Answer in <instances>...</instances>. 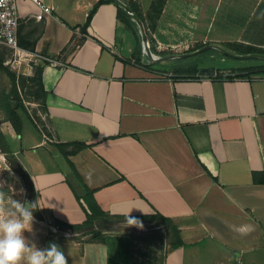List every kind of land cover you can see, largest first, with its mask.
Returning <instances> with one entry per match:
<instances>
[{
	"label": "crops",
	"instance_id": "1",
	"mask_svg": "<svg viewBox=\"0 0 264 264\" xmlns=\"http://www.w3.org/2000/svg\"><path fill=\"white\" fill-rule=\"evenodd\" d=\"M41 1L54 10L37 19L38 3L18 0V35L24 48L59 62L38 64L47 130L23 126L18 134L11 125L0 148L9 145L30 173L43 213L83 222L89 187L111 214L161 212L177 223L184 244L169 250L164 264H259L264 182H255L254 172L264 171V72L228 79L199 69L263 63L162 68L156 62L168 59H156L166 55L150 47V57L142 41L140 49L139 26L119 16L117 0L100 4L86 31L81 26L99 0ZM135 1L148 13L152 0ZM152 34L156 51L209 43L238 53L245 52L235 43L264 48V0H167ZM75 141L87 146L66 155L64 148L75 146L61 144ZM154 224L166 242L164 225ZM56 234L42 248L58 244L68 264H152L137 250L141 234L154 238L143 227L106 230L104 242H82L70 228L64 239Z\"/></svg>",
	"mask_w": 264,
	"mask_h": 264
},
{
	"label": "trees",
	"instance_id": "2",
	"mask_svg": "<svg viewBox=\"0 0 264 264\" xmlns=\"http://www.w3.org/2000/svg\"><path fill=\"white\" fill-rule=\"evenodd\" d=\"M108 1H115V0H99L93 6V8L88 13L85 23L81 26L83 30L85 31L87 30V27L91 23L93 14L95 13L98 6L102 4L103 2H108ZM166 2L167 0H152V3L150 5L147 15L143 13L140 7V4L137 1L129 0L128 2L131 8L143 20L147 28L149 39L152 38L150 30L154 31L156 29L158 20L160 18V15L163 11V8ZM118 6H119V16L129 25L130 28H132L131 16L128 14V12L124 9L122 5L118 4ZM139 45L141 49V37L139 39ZM200 46L201 45L196 46L194 49L199 48ZM234 46L236 49L241 50V52H245V53L247 52L264 53V48L257 47L254 45H248L244 43H235ZM33 49H34V46H33ZM191 68L188 67L186 68V70H193L194 72L198 70L196 66L191 67ZM0 70L6 73L12 82L11 90L8 92L4 90L1 94L0 112L6 115V119L12 122L16 132L20 134L23 130V118L19 110L23 109L26 112V114H29L24 104V99L22 98L21 93H20V89H19L20 85L23 88L28 86L30 88L28 92L31 95H33V98H35L36 101L40 102L41 106L44 109L46 108L47 90L45 89V86L42 80L43 66L38 65L33 75L17 74L16 71L10 69L9 66L4 63V52H2L0 49ZM199 70H200L199 73L206 74L213 78L232 79L235 77H249L252 74L263 73L264 63L260 65L240 68L238 70L230 69L229 71H225L222 69H215L214 67H207V68H202ZM191 77H194V76H191ZM32 122L37 127L36 123L33 120ZM71 143L75 146V148H73L72 150H67L64 148L66 155L75 153L78 150L87 146L85 142H81V141L62 143L61 146L66 147ZM2 152H4L7 155V157L12 161L14 168L18 170L24 177L28 199L32 202V204L33 203L36 204V208L34 209L33 212L39 218L43 219V215L38 209L39 208V204L37 200L38 194L34 186V183L32 181L30 173L23 167L22 163L19 161L17 156L12 152L9 145H6V144L3 145ZM262 174L264 175V171L254 172L255 182H264V176H262ZM78 198L79 200H81L82 197L78 196ZM83 198H84L83 199L84 202H86V205L84 202H81L86 211V219L83 222L70 223L60 218L54 217L51 223V227H54L56 230H65V229L70 228L74 232H79V235H76L75 238H77L78 240H81L82 242H104L106 230L118 229V228H121L122 226H126L127 215L111 214L110 212H107L106 210H104L101 207V205L97 202L94 196L93 189L88 187L87 193L84 195ZM130 217H135L138 220L140 218H143L144 220L154 221L157 223V225L163 224L164 230H167V234H169V237L171 236V239L169 238L170 241L167 242L169 243L171 249L177 248L178 246L184 244V240L181 236V231L179 229V226L171 217L165 216L161 212H156L155 214L130 215ZM133 228L135 229V227ZM164 235L165 234L162 232L154 233L153 237L154 238L160 237L161 239H163L166 237V235L165 236ZM151 237L152 236L150 235H143V234L139 236V238L142 240H147L148 238H151ZM148 257L150 258V256ZM165 257L166 255L164 256V258H162L163 261ZM153 259L155 258L151 256V260H152L151 263L156 264ZM143 260L147 261L145 259ZM137 262L138 261H135L134 264H140L139 262L138 263Z\"/></svg>",
	"mask_w": 264,
	"mask_h": 264
},
{
	"label": "rangeland",
	"instance_id": "3",
	"mask_svg": "<svg viewBox=\"0 0 264 264\" xmlns=\"http://www.w3.org/2000/svg\"><path fill=\"white\" fill-rule=\"evenodd\" d=\"M145 5L148 4V2L144 1ZM147 15V13L145 14ZM147 30V28H146ZM151 33V39H149V45L153 52L161 55H171V54H179V53H187L191 52L190 50H177L178 48H166L164 46V49L162 51H156L158 49V46L160 45L154 35ZM139 35L140 30H139ZM163 47V46H162ZM0 49L2 52H4V63L6 64V61L11 56V53L9 49L5 47H1ZM157 54H154L153 56H157ZM177 59H168L163 62H156V65L166 68V69H173L180 66V63H185V66H188L189 68L194 67L196 65H206V66H218V67H233V66H243L246 64H260L264 63V59L262 58H235L229 55H226L222 53L220 50L211 48L202 52H198L196 54L192 55H185L176 57ZM226 60L224 61L223 60ZM10 68V66H9ZM12 69V68H10ZM192 69V68H191ZM15 71V70H14ZM12 87V82L9 78V76L0 70V97L2 92L5 90L6 92L10 91ZM20 93L22 98L24 99V104L29 112V114H26V112L23 109H20L19 111L22 114L23 118V126L25 132H35L37 133V129L32 122V120L36 123L37 127H41L44 130H47V117L45 109L41 106L40 102L36 101L35 98H33V95H31L29 91V87H22L20 85ZM13 126L12 122L10 120L6 119V115L4 113L0 112V136L3 133V129H8V127ZM19 141V140H18ZM16 144V143H14ZM2 148V147H1ZM0 180L5 181L3 187L0 188V191H3L5 194V204H4V210L6 213H16V209L12 206L11 201L17 200V201H23L26 206H30L32 202L28 199L26 187H25V180L22 174L16 170L12 164V161L7 157V155L0 150ZM29 201V204H28ZM39 211L43 215V219L39 218L35 213L33 212L34 216V222L31 226L30 231H26L24 233L26 239L30 243H34L38 248L43 247V242L46 238L51 237L53 234L60 235V238H65L66 235L65 230H56L53 227H51V223L53 220H50L46 215L44 214L42 209L39 207ZM18 214V213H16ZM160 227V226H159ZM154 222L151 221L143 224L144 230H146L148 233H159V231H155V229H159ZM148 229V230H147ZM56 234V235H57ZM168 237V235H167ZM171 239V236L168 237ZM165 240V238H163ZM159 238H148L146 241L142 240L141 243H138L139 248L137 250L139 251V254H144V258L147 259V261H152L150 258L153 256V259L156 264H163L164 256L171 250L169 243L170 239H167L166 242L164 240ZM150 256V258H148ZM259 264H264V257H261L258 259ZM69 264H72L69 262ZM241 264V263H240ZM243 264H247L244 263Z\"/></svg>",
	"mask_w": 264,
	"mask_h": 264
},
{
	"label": "clouds",
	"instance_id": "4",
	"mask_svg": "<svg viewBox=\"0 0 264 264\" xmlns=\"http://www.w3.org/2000/svg\"><path fill=\"white\" fill-rule=\"evenodd\" d=\"M4 183L0 180V188ZM5 199L4 192L0 191V264H68L58 244L50 243L46 248H38L26 239L24 233L31 230L36 204L26 206L23 201L12 200L11 204L18 214L6 213L3 207ZM129 213L126 217L127 225L142 228V222L130 217Z\"/></svg>",
	"mask_w": 264,
	"mask_h": 264
},
{
	"label": "built area",
	"instance_id": "5",
	"mask_svg": "<svg viewBox=\"0 0 264 264\" xmlns=\"http://www.w3.org/2000/svg\"><path fill=\"white\" fill-rule=\"evenodd\" d=\"M38 3L41 10L36 13L37 19H43L47 13H52L54 6L46 5L41 0H32ZM21 23L18 0H0V45L9 49L11 56L6 65L15 70L17 74L33 75L36 65L40 62L58 64L49 55L21 46L18 29ZM173 73H165L162 78L171 77Z\"/></svg>",
	"mask_w": 264,
	"mask_h": 264
},
{
	"label": "water",
	"instance_id": "6",
	"mask_svg": "<svg viewBox=\"0 0 264 264\" xmlns=\"http://www.w3.org/2000/svg\"><path fill=\"white\" fill-rule=\"evenodd\" d=\"M117 2L122 5L124 7V9L128 12V14L131 16V18H133L136 23L139 26L140 29V34H141V41H142V46H143V51H147L148 55L150 57H152V51L150 49V45H149V36L146 30V26L143 22V20L138 16V14L131 8V6L124 2L123 0H117ZM218 49L220 50L222 53L235 57V58H262L264 59V53L262 52H247V53H238L235 51H232L230 49L225 48L224 46L217 44V43H209L206 44L194 51L191 52H187V53H181V54H171V55H167V56H163V57H158L156 60H162V59H170V58H175V57H180V56H185V55H192V54H196L198 52H202L208 49ZM1 150V148H0ZM29 204V201H28Z\"/></svg>",
	"mask_w": 264,
	"mask_h": 264
}]
</instances>
